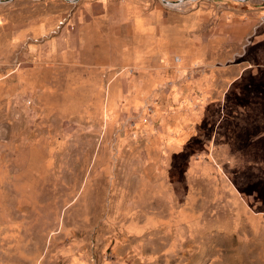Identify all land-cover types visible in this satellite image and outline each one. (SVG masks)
Returning a JSON list of instances; mask_svg holds the SVG:
<instances>
[{
    "label": "rangeland",
    "instance_id": "obj_1",
    "mask_svg": "<svg viewBox=\"0 0 264 264\" xmlns=\"http://www.w3.org/2000/svg\"><path fill=\"white\" fill-rule=\"evenodd\" d=\"M157 1L81 63L0 3V264H264V0Z\"/></svg>",
    "mask_w": 264,
    "mask_h": 264
},
{
    "label": "crops",
    "instance_id": "obj_2",
    "mask_svg": "<svg viewBox=\"0 0 264 264\" xmlns=\"http://www.w3.org/2000/svg\"><path fill=\"white\" fill-rule=\"evenodd\" d=\"M81 1L82 5L69 9L68 18L55 9H45V16L28 24L23 37L25 48L36 44L45 50L51 40L68 38L77 49L85 51L84 54L82 51L79 53V63L101 60L106 53L104 48L110 47L111 41L124 39L120 32L141 30L142 25L151 23L144 16H156L159 12L157 0Z\"/></svg>",
    "mask_w": 264,
    "mask_h": 264
},
{
    "label": "water",
    "instance_id": "obj_3",
    "mask_svg": "<svg viewBox=\"0 0 264 264\" xmlns=\"http://www.w3.org/2000/svg\"><path fill=\"white\" fill-rule=\"evenodd\" d=\"M8 1H11V0H1L0 1V3H5V2H8ZM187 1H190V0H179V1H177V3H182V2H187ZM163 2L166 4V5H170L169 3H168V1H166V0H163Z\"/></svg>",
    "mask_w": 264,
    "mask_h": 264
},
{
    "label": "bare ground",
    "instance_id": "obj_4",
    "mask_svg": "<svg viewBox=\"0 0 264 264\" xmlns=\"http://www.w3.org/2000/svg\"><path fill=\"white\" fill-rule=\"evenodd\" d=\"M167 1V0H166ZM168 3L170 4V5H172V6H175V5H177L178 3L177 2H169L168 1ZM167 4V3H166Z\"/></svg>",
    "mask_w": 264,
    "mask_h": 264
}]
</instances>
